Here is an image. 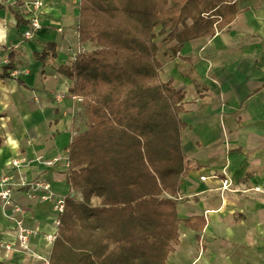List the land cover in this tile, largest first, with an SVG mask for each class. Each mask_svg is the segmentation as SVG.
<instances>
[{
	"label": "crops",
	"instance_id": "1",
	"mask_svg": "<svg viewBox=\"0 0 264 264\" xmlns=\"http://www.w3.org/2000/svg\"><path fill=\"white\" fill-rule=\"evenodd\" d=\"M34 1L42 7L30 13ZM80 4L0 0V75L12 52L17 67L0 78V181L13 177V198L22 207L15 213L0 201V261L6 264L41 262L4 248L16 241L13 219L36 232L30 250L38 257H49L46 236L58 231L53 202L31 198L20 184L43 180L56 196L71 193L66 157L83 125L82 101L70 95L73 82L59 68L89 47L79 42ZM238 8L237 18L211 37L182 46L157 39L160 78L184 93L182 141L192 169L181 186L179 217L207 222L202 232L180 225V244L168 264H264V1ZM35 14L42 28L27 40ZM48 43L56 45L57 58L43 67L35 54ZM38 158L60 160L53 167L12 166L15 159Z\"/></svg>",
	"mask_w": 264,
	"mask_h": 264
},
{
	"label": "trees",
	"instance_id": "2",
	"mask_svg": "<svg viewBox=\"0 0 264 264\" xmlns=\"http://www.w3.org/2000/svg\"><path fill=\"white\" fill-rule=\"evenodd\" d=\"M247 1L81 0L79 42L89 47L59 71L82 99L84 124L68 148L71 193L49 264H168L181 224L205 229L204 217H179L192 169L182 141L184 93L161 80L157 39L182 46L211 37ZM56 58L54 43L35 54L43 67ZM16 70L12 52L0 78Z\"/></svg>",
	"mask_w": 264,
	"mask_h": 264
},
{
	"label": "built area",
	"instance_id": "3",
	"mask_svg": "<svg viewBox=\"0 0 264 264\" xmlns=\"http://www.w3.org/2000/svg\"><path fill=\"white\" fill-rule=\"evenodd\" d=\"M80 1V0H79ZM42 7L41 1H34L32 3V10L30 13H33L35 10H39ZM42 28L41 21L39 17L35 14L30 18V26L24 32L25 39L29 40L34 36V33ZM8 63V62H7ZM15 74V73H14ZM82 101V99L80 98ZM60 159H35V161H28L23 159H15L12 162V166L17 170H21L24 167H29L33 162H39L46 167H53ZM66 163L69 166V159L66 157ZM12 176H4L0 181V201L4 207H13L15 213H22V207L15 202L13 198V185L11 184ZM22 187H29V196L38 197L40 200L45 202H53V209L56 214V226H59L60 215L63 213L65 208V199L66 196H56L52 187L49 183L44 182L43 180H35L31 182H22L20 184ZM14 228L16 230V241L14 243L4 244V248L11 252L18 248L24 253L28 254L33 258H40L41 264H49V257H38L30 250V239L36 234L35 231L30 230L24 224L22 219H13ZM56 233L53 235H47L46 239L49 245H52L56 239Z\"/></svg>",
	"mask_w": 264,
	"mask_h": 264
},
{
	"label": "rangeland",
	"instance_id": "4",
	"mask_svg": "<svg viewBox=\"0 0 264 264\" xmlns=\"http://www.w3.org/2000/svg\"><path fill=\"white\" fill-rule=\"evenodd\" d=\"M159 41H160V39H159ZM83 124H84V120H83ZM48 245H49V244H48ZM51 246H52V245H49L48 251L51 250ZM49 256H50V254H49ZM40 264H41V262H40Z\"/></svg>",
	"mask_w": 264,
	"mask_h": 264
},
{
	"label": "bare ground",
	"instance_id": "5",
	"mask_svg": "<svg viewBox=\"0 0 264 264\" xmlns=\"http://www.w3.org/2000/svg\"><path fill=\"white\" fill-rule=\"evenodd\" d=\"M54 233H52V234H49V235H53Z\"/></svg>",
	"mask_w": 264,
	"mask_h": 264
}]
</instances>
